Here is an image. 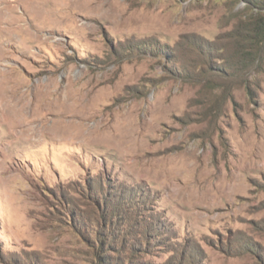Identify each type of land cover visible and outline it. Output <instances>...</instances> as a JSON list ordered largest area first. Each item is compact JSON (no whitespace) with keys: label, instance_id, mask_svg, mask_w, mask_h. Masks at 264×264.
Here are the masks:
<instances>
[{"label":"rangeland","instance_id":"rangeland-1","mask_svg":"<svg viewBox=\"0 0 264 264\" xmlns=\"http://www.w3.org/2000/svg\"><path fill=\"white\" fill-rule=\"evenodd\" d=\"M246 2L0 0V264H264Z\"/></svg>","mask_w":264,"mask_h":264},{"label":"trees","instance_id":"trees-1","mask_svg":"<svg viewBox=\"0 0 264 264\" xmlns=\"http://www.w3.org/2000/svg\"><path fill=\"white\" fill-rule=\"evenodd\" d=\"M253 9L261 10L264 9V0H247L246 2ZM256 31L259 34L264 35V17L256 20Z\"/></svg>","mask_w":264,"mask_h":264},{"label":"bare ground","instance_id":"bare-ground-1","mask_svg":"<svg viewBox=\"0 0 264 264\" xmlns=\"http://www.w3.org/2000/svg\"><path fill=\"white\" fill-rule=\"evenodd\" d=\"M64 100H65V99H64ZM59 109H60V108H59ZM59 119H60V118H59ZM59 119H58V120H59ZM62 119H63V118H62ZM60 121H61V120H60ZM69 123H70V122H69ZM61 125H62V124H61ZM66 125H67V124H66ZM63 127H64V126H63ZM97 127H98V126H97ZM54 131H55V130H54ZM59 132H61V133H59V134L62 135V136H67V135L69 134L67 128L65 129V127L62 129V131H59ZM81 132H83V130H82ZM55 133H57V135H59L58 132H55ZM60 135H59V136H60ZM70 135H71V134H70ZM70 135H69V136H70Z\"/></svg>","mask_w":264,"mask_h":264}]
</instances>
